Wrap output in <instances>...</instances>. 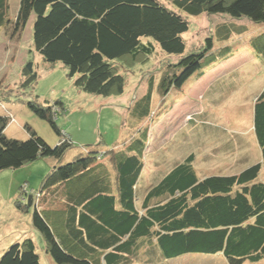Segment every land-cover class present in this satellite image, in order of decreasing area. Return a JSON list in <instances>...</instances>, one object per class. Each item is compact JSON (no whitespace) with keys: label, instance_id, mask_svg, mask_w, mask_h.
<instances>
[{"label":"trees","instance_id":"16d2710c","mask_svg":"<svg viewBox=\"0 0 264 264\" xmlns=\"http://www.w3.org/2000/svg\"><path fill=\"white\" fill-rule=\"evenodd\" d=\"M6 2L0 0V27L6 20ZM203 14L263 24L264 0H19L15 18L6 25L20 36L32 18L33 51L44 63H60L74 88L92 96L122 95L126 70L146 63L156 52L175 56L176 63L158 85L165 101L170 91L179 90L201 69L206 57L220 60L228 54V49L220 55L211 53V39L201 50L185 52L182 36L188 31V18ZM230 34L225 31L222 36ZM251 40L254 52L264 60V35ZM22 77V88L36 81L32 62L24 65ZM225 79L212 96L223 93L220 98H225L241 88L235 82L227 85ZM153 82L129 107L137 123L149 120L145 129L159 115L151 110ZM7 86L0 80V104L15 97L5 90ZM25 105L59 141L50 146L29 127H25L28 138H8L5 132L12 117L6 108L0 114V172L19 170L38 160L51 162L40 190L29 194L32 205L28 206L27 195L22 203L16 201V208L30 213L41 251L53 264H171L168 261L195 255L221 256L227 264L264 260V89L251 108V139L258 158L252 161L248 140L226 133L207 117L199 125L202 137L206 140V132H211L209 138L217 135L212 137L217 143L209 139L206 145L196 133L189 142L193 148L180 160L176 158L180 152H173L176 159L166 162V168L157 159L148 161L149 167L145 163L146 130L132 135L121 148L86 152L84 157L74 154L64 162L73 143L55 122L64 111L61 102ZM211 147L217 151L210 160L230 163L233 173L217 170L198 175L195 151ZM181 149L180 144L174 150ZM39 203L45 205L42 211ZM0 264L42 263L33 239L24 237L4 250Z\"/></svg>","mask_w":264,"mask_h":264},{"label":"rangeland","instance_id":"374dc122","mask_svg":"<svg viewBox=\"0 0 264 264\" xmlns=\"http://www.w3.org/2000/svg\"><path fill=\"white\" fill-rule=\"evenodd\" d=\"M18 4L19 0H7L6 20L0 27V80L8 85L5 90H11L12 95L15 96L9 99L10 102L0 104V114H3L6 108H9L11 112L12 119L5 132L8 138L18 141L28 138L25 127H29L50 146H53L54 142L58 143L59 137L45 122L35 117L25 104L28 101H37L40 105H48L60 101L64 111L55 118V122L60 132L69 137L73 143L64 162L70 161L74 154V156L82 154L84 157L86 152L103 153L114 147L121 148L132 135L138 136L140 132L146 130L148 143L144 151L145 163L149 167V162L153 163L157 159L159 164L163 161L160 167L166 168L169 167L168 163H174L176 158L180 160L188 149L193 148L192 145L189 146V142L195 140L196 133L198 138L204 140L202 137L204 132L199 125L201 120L207 117L213 118V121L226 133L243 134L245 141L249 142L252 135V104L264 89V60L254 52L251 39L264 35V23L254 24L246 19L232 20L225 15L203 14L190 17L188 31L182 36L186 43L185 52H197L204 47L206 39H211L213 45L211 53L220 55L228 49L227 56L221 57L218 63L214 62L218 60L217 56L206 57L201 61V69L188 78L179 90L170 91L164 101L163 97L161 98V91L158 92L159 81L168 68L176 63V58L156 52L146 63L126 70L124 73L126 85L122 95L100 97L83 94L76 90L72 79L67 76V71L60 63L52 65L44 63L33 51L32 18L20 32V36H17V31L12 26L6 25L7 20L13 21L15 18ZM224 30L231 32L229 37L223 38ZM29 61L33 64L37 79L28 87L22 88L24 81L22 68ZM226 66L232 69L227 77L229 82L226 84L233 86L235 82V85H238L236 87L241 88L234 90L233 94L225 98H220L222 96L219 93L217 96H212V90L201 98L205 89L197 87L201 79L195 82L196 76L207 67L209 70L219 68L224 71L229 69ZM153 80L151 110L154 109L159 115L155 123L151 124L149 129H145L149 120L137 123L132 118L129 107L135 105L137 101L135 97L140 99ZM199 108L203 109V113L198 116L196 114ZM205 135L206 145L210 144L209 139L217 143L212 138L217 135L211 138H209V135H212L211 132H206ZM180 144L184 149L174 150ZM159 149L162 150L156 154ZM209 149L211 150L208 151ZM214 149L217 148L195 151L194 165L200 177L217 170L220 173L221 171L233 173L230 163V165H226L225 162L219 164L213 159L210 160V156L213 157L217 151ZM173 152H180V154L172 158ZM249 152L252 161L259 157L253 145L249 147ZM215 159L220 161L222 157H215ZM46 161L38 160L19 170L0 172V256L12 243L28 237L35 242L37 252L41 255V263L53 264L41 251V238L30 222V213L18 211L16 208V201L21 202L27 195L29 197L30 193L40 190L42 178L47 174V168H49L48 171L51 168V162ZM144 177L147 179V175ZM44 206L41 204V207ZM41 207L39 203L40 210ZM199 256H183L170 260L168 263L227 264L221 256H206L212 258ZM243 264H264V260L259 263L244 262Z\"/></svg>","mask_w":264,"mask_h":264},{"label":"crops","instance_id":"0c3cea01","mask_svg":"<svg viewBox=\"0 0 264 264\" xmlns=\"http://www.w3.org/2000/svg\"><path fill=\"white\" fill-rule=\"evenodd\" d=\"M214 62H216V63H218V62H220V60H217V61H214ZM209 67V66H208ZM208 67H207V69L206 70H204L203 71V73H202V75L201 76H199V78H197V79H195V82H198L200 79H201V81L200 82H198V85H197V87H202V89H203V87H204V91H205V93L202 95V97L201 98H204V95L205 94H208V92L210 91V90H213L214 88H216L217 86H219L220 85V83L222 82V81H224L225 80V78H227L228 77V75L232 72V69H231V67L229 68L228 66H226V68L228 69V70H224L223 71V69H215V68H213V69H208ZM231 69V70H230ZM210 71V72H209ZM212 72H214V73H212ZM234 72V71H233ZM211 78V79H210ZM194 82V83H195ZM202 83H203V86H202ZM221 95L223 94V93H220ZM203 113V109L202 108H199V111L197 112V114L196 115H200V114H202ZM251 119H252V112H251ZM251 130H252V127H251ZM229 134V133H228ZM235 134H237L238 135V137L240 138V140H242L244 137L242 136V135H240V134H238V133H234V135ZM253 135V134H252ZM251 135V136H252ZM248 136H249V134H248ZM250 136V137H251ZM254 146V148H255V150L257 151V154H259V150H258V148H257V146L254 144V142H253V140L250 138L249 139V142H248V147H250V146ZM244 147H245V145H244ZM248 150H249V148H248ZM230 165V164H229ZM228 165V166H229Z\"/></svg>","mask_w":264,"mask_h":264},{"label":"water","instance_id":"95a60500","mask_svg":"<svg viewBox=\"0 0 264 264\" xmlns=\"http://www.w3.org/2000/svg\"><path fill=\"white\" fill-rule=\"evenodd\" d=\"M28 206H31V196L28 197Z\"/></svg>","mask_w":264,"mask_h":264}]
</instances>
